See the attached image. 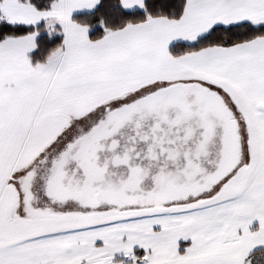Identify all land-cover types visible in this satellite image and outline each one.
I'll return each instance as SVG.
<instances>
[{
	"label": "snow or ice",
	"instance_id": "6c2138e0",
	"mask_svg": "<svg viewBox=\"0 0 264 264\" xmlns=\"http://www.w3.org/2000/svg\"><path fill=\"white\" fill-rule=\"evenodd\" d=\"M0 264H264V0H0Z\"/></svg>",
	"mask_w": 264,
	"mask_h": 264
}]
</instances>
